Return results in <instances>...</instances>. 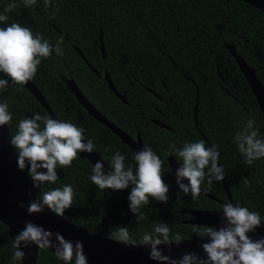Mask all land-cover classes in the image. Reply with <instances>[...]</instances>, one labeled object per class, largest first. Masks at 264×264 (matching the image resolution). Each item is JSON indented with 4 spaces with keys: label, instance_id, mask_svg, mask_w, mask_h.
<instances>
[{
    "label": "trees",
    "instance_id": "obj_1",
    "mask_svg": "<svg viewBox=\"0 0 264 264\" xmlns=\"http://www.w3.org/2000/svg\"><path fill=\"white\" fill-rule=\"evenodd\" d=\"M10 15V22L31 26L50 43L62 41L63 55L53 53L42 60L31 80L58 119L82 127L101 158L119 150L126 164L133 163V151L88 115L68 89L65 78H71L105 117L131 137L139 135L143 146H150L163 161L168 202L150 201L142 209L145 219L137 224L128 209L130 188L99 190L88 179L90 162L78 156L72 167L57 170L60 179L55 186L72 184L76 192L64 218L111 239L112 229L127 226L131 243L139 242L160 221L168 223L170 237H198L193 229L206 226L186 222L190 214L185 210H220L230 199L222 181L211 186L206 180L202 183L201 189L212 197L200 194L193 200L190 193L180 192L167 153L173 143L182 147L203 137L207 146L215 145L220 152L232 202L264 216V158L247 164L233 142L234 133L248 118H254L264 134V119L227 48L232 44L264 85L263 11L240 0H55L48 9L37 0L34 9L18 4ZM105 72L126 102L109 89ZM0 101L8 104L13 115L8 126L11 136L24 116L39 112L52 117L24 85L0 93ZM24 172L32 184L27 169ZM13 239L0 221V264H19L11 259ZM36 264L62 262L54 252L39 249Z\"/></svg>",
    "mask_w": 264,
    "mask_h": 264
},
{
    "label": "clouds",
    "instance_id": "obj_2",
    "mask_svg": "<svg viewBox=\"0 0 264 264\" xmlns=\"http://www.w3.org/2000/svg\"><path fill=\"white\" fill-rule=\"evenodd\" d=\"M43 3L48 9L55 0H43ZM18 4L32 10L37 0H0V93L26 85L35 77L42 60L53 53L63 55L62 41L50 43L43 34L34 33L31 26L19 21L10 22V14ZM12 119L8 104L0 102V127L9 126ZM15 127L10 144L17 153L18 168L27 169L34 188H47L28 204L27 213L32 215L47 209L64 217L65 210L73 206L76 192L72 184L55 186L60 179L57 170L72 167L81 153L97 152L96 145L76 123L39 112L20 118ZM233 142L247 164L264 158V134L254 118L243 122L234 133ZM167 154L179 158V167L174 173L176 185L185 195L190 193L193 200L200 196L205 180L211 186L213 181L221 182L225 178V169L219 163L220 152L215 145L207 146L204 140L185 142L182 147L173 143ZM105 159L108 161L107 172ZM132 161L126 164V156L119 150L94 164L90 161L88 179L99 190L130 188L128 209L139 224L145 219L142 209L150 201L168 202L169 185L162 180L163 161L150 146L145 145L133 152ZM220 212L223 226L193 229L205 241L201 244L204 256L195 252H186L179 259L165 255L159 246L179 245L182 236L170 237L169 225L164 221L155 223L150 231L144 232L139 245L149 248L148 259L155 264H264V236L255 240L249 236L264 226V216L241 206L239 201L225 202ZM110 235L125 245L131 240L127 226L115 227ZM33 246L42 250L53 249L56 260L62 264H89L82 241L73 242L60 232L53 233L31 221L14 236L12 261L24 264L27 254L23 249Z\"/></svg>",
    "mask_w": 264,
    "mask_h": 264
},
{
    "label": "water",
    "instance_id": "obj_3",
    "mask_svg": "<svg viewBox=\"0 0 264 264\" xmlns=\"http://www.w3.org/2000/svg\"><path fill=\"white\" fill-rule=\"evenodd\" d=\"M240 1H243L264 12V0ZM227 48L234 57L240 72L244 76L248 87L253 93L264 119L263 83L259 80L255 68L249 65L236 52L235 47L232 44H227ZM100 49L102 55L104 56L102 36ZM76 51L84 58L79 48H76ZM89 66L97 75H99V72L93 66L90 64ZM104 78L108 83L109 89L123 102H126L124 96L113 85L107 72H105ZM65 82L68 89L75 95L77 101L84 107L88 115L108 127L120 138L121 142L126 144L133 152L139 151L143 147V143L139 135H137L136 138L131 137L124 130L105 117V115H103L83 94L73 79L65 78ZM24 86L36 97V99L45 107L53 118H57L46 103L39 89H37L32 81H29ZM196 114L197 113L195 111V120ZM153 122L161 126H165L158 120L154 119ZM166 127L168 128V126ZM10 137L11 135L8 126L0 127V221L11 230L14 236L17 235L21 229H23L26 222L31 221L37 225L43 226L45 229H50L53 233L60 232L66 239L72 240L73 242L76 240L82 241L89 264H155L154 261L148 259L149 248L146 246H140L139 242H129L125 245L114 239L91 233L88 230L75 225L64 217L56 216L47 209L40 213L29 215L27 213V206L31 201L38 198V193L30 183L24 170L22 171L18 168L17 153L10 144ZM203 139L209 143L206 137H203ZM81 157L86 158L93 164L97 160L101 159L97 152H93L90 155L88 153H81ZM167 160L173 173H175V169L179 167V163L173 156L168 155ZM107 171L108 167L105 164V172ZM222 182L224 189L227 191L230 202H232L225 178ZM201 194L212 197L203 189ZM21 204H23V207ZM185 211L192 217L191 219L186 220V222L190 224L216 226L217 228L223 226L222 213L220 210L195 209ZM249 236L254 240L264 236V226L260 227L255 234L249 233ZM203 242L205 241L196 237L193 239L182 240L179 245H161L159 247L163 250L165 255H170L175 259H179L186 252H195L200 256H204L201 248V244ZM23 250L27 254L24 264H36L39 249L33 246L31 248H24ZM48 250L54 252L53 249Z\"/></svg>",
    "mask_w": 264,
    "mask_h": 264
},
{
    "label": "flooded vegetation",
    "instance_id": "obj_4",
    "mask_svg": "<svg viewBox=\"0 0 264 264\" xmlns=\"http://www.w3.org/2000/svg\"><path fill=\"white\" fill-rule=\"evenodd\" d=\"M192 217L190 216V218L189 219H191ZM189 219H186V220H189Z\"/></svg>",
    "mask_w": 264,
    "mask_h": 264
}]
</instances>
